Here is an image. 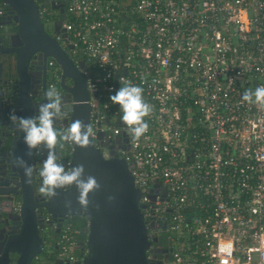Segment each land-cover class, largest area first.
<instances>
[{
	"label": "built area",
	"instance_id": "built-area-1",
	"mask_svg": "<svg viewBox=\"0 0 264 264\" xmlns=\"http://www.w3.org/2000/svg\"><path fill=\"white\" fill-rule=\"evenodd\" d=\"M34 1L42 20L63 6L68 55L85 63L91 138H127L119 154L146 227L165 225L166 264H264V107L241 99L264 86V0ZM128 81L153 106L138 141L110 100ZM73 234L61 235L71 261Z\"/></svg>",
	"mask_w": 264,
	"mask_h": 264
},
{
	"label": "water",
	"instance_id": "water-1",
	"mask_svg": "<svg viewBox=\"0 0 264 264\" xmlns=\"http://www.w3.org/2000/svg\"><path fill=\"white\" fill-rule=\"evenodd\" d=\"M3 1L13 13L12 20L17 23V31L9 33L5 28L4 32L3 29L0 31V55L14 56L13 70L8 57L5 62L0 61V81L4 84L0 86V96L8 106L10 98H14V106L4 107L1 126L4 125L9 130L6 137L11 138L9 151L12 162L17 156L22 157L33 165L35 171L32 182L26 183L23 169L13 162L17 182L8 181L4 185L0 182V197L5 196L9 200L11 193L20 195V208L16 214L19 230L3 241L0 264H32V260L41 253L42 239L38 225L41 220L37 216V209L40 207L53 217L79 213L87 218L88 252L81 264H150L147 257L150 241L140 210L142 205L138 204L139 190L134 185L126 160L116 156L113 150L109 156H105L92 138L87 147L70 143L72 151L69 168L83 164L85 175L94 176L101 185L97 191L89 193L87 208L78 204V191L74 185L65 190L57 189L59 195L52 199L36 192L33 180L36 176L40 179L39 169L46 158L47 149L41 146L33 150L29 157L22 139L24 134L15 125H10L9 114L14 113L18 117L36 114L38 92L36 87L32 88L35 67L30 66L35 64L36 55H42L52 58L60 69L61 86L67 97L65 100L69 102V106H65L69 116L64 122L69 126L72 121L81 119L89 124L91 105L87 75L84 73L85 63L74 62L57 40L45 31L34 0ZM4 25L5 23L0 22V26ZM2 77L5 79H1ZM65 79H69V84H65ZM103 136L104 132L100 131L97 139L101 140ZM120 139L121 136L115 138L114 142L119 143ZM55 151L57 154V148ZM68 200L71 201L70 207L65 204Z\"/></svg>",
	"mask_w": 264,
	"mask_h": 264
},
{
	"label": "clouds",
	"instance_id": "clouds-1",
	"mask_svg": "<svg viewBox=\"0 0 264 264\" xmlns=\"http://www.w3.org/2000/svg\"><path fill=\"white\" fill-rule=\"evenodd\" d=\"M143 93L144 89L141 86L128 81L110 96L111 102L120 106L122 112L120 119L130 129L133 139L137 141L149 130L145 117L153 111V106L146 101ZM45 97L47 102L38 105L35 115L18 117L10 113L9 119L19 132H23L22 139L27 146L26 154L29 157L33 154V150L41 146L47 149L46 158L39 169L42 180L39 193L52 199L59 195L57 189L65 190L74 185L78 191L76 197L78 204L82 208H87L89 193L97 191L101 186L100 183L94 176L85 175L83 164H76L66 169L64 164L59 162L55 149L58 144L62 147V142L72 143L79 147L89 146L93 128L81 119H76L65 130H57L55 122L62 117L65 106L68 107L69 102L63 99L55 85L48 87ZM241 99L249 104L256 103L264 107V86H258L254 90H245ZM13 162L23 169L26 183L30 184L35 171L33 165L19 156ZM65 204L66 207H70L71 201L68 200Z\"/></svg>",
	"mask_w": 264,
	"mask_h": 264
},
{
	"label": "flooded vegetation",
	"instance_id": "flooded-vegetation-1",
	"mask_svg": "<svg viewBox=\"0 0 264 264\" xmlns=\"http://www.w3.org/2000/svg\"><path fill=\"white\" fill-rule=\"evenodd\" d=\"M65 10L63 6L58 4H52V11H51V19L49 20H42L43 26L45 31L54 37L59 45L68 53V50L71 46L67 44L68 33L63 27V21L65 19ZM13 13L11 12L10 7L7 5L6 2L3 0L0 3V22L5 23L4 26H0V31L4 28L9 31V33H16L17 31V23L12 20ZM1 33V32H0ZM69 54V53H68ZM35 64L31 65L30 67L34 68V77L35 81L33 83L32 88H37L38 92V105L42 103H46L45 92L50 86L51 82V69L52 64L50 61H54L52 58L48 57L45 58L42 55H36ZM9 58L11 63V70L14 69V56L13 54H1L0 61L5 62V59ZM55 62V61H54ZM55 65L58 69V64L55 62ZM5 68V65H4ZM58 74L60 76V70L58 69ZM14 78V77H13ZM1 79H5L2 77ZM14 80V79H13ZM69 79H65V84H69ZM4 85L3 81H0V86ZM56 88L60 91L63 99H67L65 96V91L61 86V81L59 80L58 86ZM5 99H2L0 96V182L4 185L8 181L17 182V176L15 175L16 169L13 167V162L11 159V153L9 151L11 138L6 137V133L9 130L5 129L4 125L1 126V114L3 113L4 107L11 108L14 106V98H10L9 106L4 104ZM2 104V106H1ZM36 104V108L38 107ZM15 108V107H14ZM4 116V115H3ZM69 116V111L64 109L62 118L65 120ZM5 117V116H4ZM10 125H13L12 122ZM55 127L59 131H63L60 126L57 124V120L55 122ZM109 138H102L101 140H94V143L100 150L103 152L105 156L110 155V151L113 150L114 154L120 157L119 154V147H126L127 146V138L123 139L122 142L117 145L118 143H114V140H110ZM65 145V150L63 151V146L61 147L60 144L57 145V155L59 157V162H62V159L69 157L70 152H68L69 145L68 142H63ZM113 154V155H114ZM34 188L37 189L36 192L39 193V184L42 183L41 177L38 179L36 176L33 180ZM19 187H17V190ZM7 191V189H5ZM11 198L6 200L7 198L0 197V253L3 250V241H5L8 237L15 235L18 230L19 226L17 224V217L16 214L19 212L20 208V195L19 194H10ZM73 214V215H72ZM37 216L40 218L38 225L40 227L39 235L42 239V249L44 250L46 246H50L51 243L55 244L56 239L61 231V225L67 221L69 218L74 216V213H68L66 215H57L55 217L51 216V214L47 213L43 207L37 209ZM88 230V229H87ZM148 239L150 241V245L147 251V257L150 264H166L169 254H170V247L167 243V238L164 236L166 235L165 225L159 223H153L150 227L147 228ZM152 234V236H150ZM87 247V241L84 242ZM44 245V247H43ZM55 246V245H54ZM84 247V245H83ZM88 249V248H87ZM44 252H47L46 249ZM88 252V251H87ZM86 252V253H87ZM48 255L50 260L46 262V257H41L42 263L44 264H70L67 258L63 256L56 255V250H49ZM85 253V254H86ZM16 254H10V256H15ZM38 256V255H37ZM36 256V257H37ZM83 249L82 253L80 254L79 260L77 264H81L82 260L84 259ZM35 257V258H36ZM73 264V263H71Z\"/></svg>",
	"mask_w": 264,
	"mask_h": 264
},
{
	"label": "trees",
	"instance_id": "trees-1",
	"mask_svg": "<svg viewBox=\"0 0 264 264\" xmlns=\"http://www.w3.org/2000/svg\"><path fill=\"white\" fill-rule=\"evenodd\" d=\"M2 0H0L1 3ZM51 75V74H50ZM58 86V84H57ZM63 143V142H62ZM65 150V145L63 143V151ZM73 215V214H72ZM87 229H88V220L87 218L82 215V214H74V216L72 218H69L67 221H65L62 225H61V231L60 234L58 235L55 244L51 243L50 246H46V251L48 252L49 250H56V255L60 256V252L61 250V246H62V242H61V235L64 232H70L73 234V232L75 230H78L76 233L74 232V236L76 238V241L78 243V245H76V247H74L73 252H72V256H74V261L69 260L68 257L67 260L73 264H77V261L79 260L80 254L82 253V247L84 245V242L87 241ZM164 236H166L164 234ZM167 238V236H166ZM167 243L170 247V242L167 238ZM55 245V246H54ZM44 247V245H43ZM44 249V250H45ZM44 250L42 249L41 253L32 260V264H44V262L42 263V258L41 257H46L47 256V261L50 260L48 253L44 252ZM80 261V260H79ZM14 264V263H11Z\"/></svg>",
	"mask_w": 264,
	"mask_h": 264
},
{
	"label": "rangeland",
	"instance_id": "rangeland-1",
	"mask_svg": "<svg viewBox=\"0 0 264 264\" xmlns=\"http://www.w3.org/2000/svg\"><path fill=\"white\" fill-rule=\"evenodd\" d=\"M49 248V247H48Z\"/></svg>",
	"mask_w": 264,
	"mask_h": 264
}]
</instances>
